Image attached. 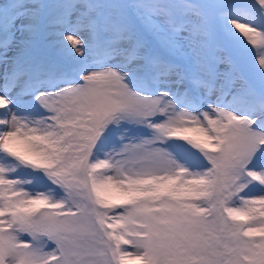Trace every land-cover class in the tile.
Listing matches in <instances>:
<instances>
[{"label":"snow or ice","instance_id":"6c2138e0","mask_svg":"<svg viewBox=\"0 0 264 264\" xmlns=\"http://www.w3.org/2000/svg\"><path fill=\"white\" fill-rule=\"evenodd\" d=\"M0 264H264V0H0Z\"/></svg>","mask_w":264,"mask_h":264},{"label":"rangeland","instance_id":"374dc122","mask_svg":"<svg viewBox=\"0 0 264 264\" xmlns=\"http://www.w3.org/2000/svg\"><path fill=\"white\" fill-rule=\"evenodd\" d=\"M3 71V69H2V67H0V72H2Z\"/></svg>","mask_w":264,"mask_h":264}]
</instances>
